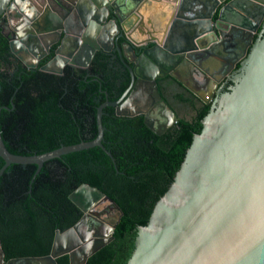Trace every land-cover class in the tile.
I'll return each instance as SVG.
<instances>
[{
	"label": "water",
	"instance_id": "obj_1",
	"mask_svg": "<svg viewBox=\"0 0 264 264\" xmlns=\"http://www.w3.org/2000/svg\"><path fill=\"white\" fill-rule=\"evenodd\" d=\"M68 1L78 7L82 3L94 4L106 15L109 14L108 6L116 21L111 20L102 32L96 29V36L101 34L96 40L88 36L81 43L74 36L76 45L71 46L69 52H66V46L69 47L66 33L60 39L55 58L43 66L42 71L59 73L66 63L73 62L70 54L74 51L84 66L90 64L97 52L113 48L131 63L136 61V41L118 45L120 30L117 24H122L130 15L137 19L136 24L141 22V10L151 0ZM33 5L34 0H0V27L5 14L20 15L29 11L34 15L30 18L33 20L23 21L32 23L36 18L37 22L46 21L51 25L47 30L57 39L61 30H68L57 18L61 9L53 8V12L41 14L29 10ZM60 6L65 9L66 3ZM174 10L163 39L156 37L140 42L139 45L145 47L153 44L144 50L137 62L138 67L140 61H145L149 72L141 68L139 72L131 70L132 85L136 78L149 77L148 80L157 86V79L169 74L201 101L211 104V108L202 120L201 133L193 137L170 188L156 203L148 224L138 228L135 250L127 264H264V0H181ZM107 16L95 17L98 29L104 27ZM232 30L248 35L249 39L256 34V38L247 44L239 68L231 76L233 86L224 90L203 67L202 61L206 59H203L205 54L223 61L215 50L219 44L228 42ZM26 35L22 33L19 38L8 39L11 52L22 61L25 57L15 48L28 52L23 46L28 38ZM49 44L46 43L47 48ZM38 46L41 47L40 43ZM33 54L31 62L27 61L29 67H35L41 59L40 54ZM83 54L84 62L80 57ZM198 73L208 79L205 87L199 90L195 87ZM138 94L132 92L123 103L107 105L117 107L119 116L141 115L146 111L137 109ZM107 105L98 110L95 139L64 145L41 155L12 153L0 125V157L5 161L0 179L12 165L21 168L35 165L38 174L55 158L96 146L112 157L102 143V114ZM160 107L166 112L164 121H156L147 113L144 116L147 128L157 135H163L180 119L166 102ZM1 115L0 108V118ZM69 198L83 215L70 228L56 231L48 255L6 261L0 237V264H57L65 255L69 256L70 264H87L91 256L109 244L114 239L115 224L106 222L96 207L107 203L110 210L120 211L118 205L99 188L86 183L75 189Z\"/></svg>",
	"mask_w": 264,
	"mask_h": 264
},
{
	"label": "trees",
	"instance_id": "obj_2",
	"mask_svg": "<svg viewBox=\"0 0 264 264\" xmlns=\"http://www.w3.org/2000/svg\"><path fill=\"white\" fill-rule=\"evenodd\" d=\"M9 56V40L0 30V107L8 101V108H12V99L19 104L27 102L18 111L2 109L0 125L9 150L41 155L62 147L61 139L67 146L80 143L78 127L62 116L67 112L58 105V92H40L29 99L28 93L19 92L16 102V82L11 83L6 71L1 70ZM34 75L23 72L21 83ZM160 82L171 90L169 96L173 100H166L177 115L178 110L186 109L190 119L182 117L163 135H157L147 128L142 116H117L113 108H104L102 143L112 157L96 146L55 158L38 174L35 165H12L6 170L0 179V237L6 261L48 255L56 230L64 231L82 217V211L69 197L86 183L99 188L120 208L111 211L117 214L114 239L91 256L87 264L128 263L135 250L138 228L148 224L156 203L170 188L211 108V104L187 92L174 78ZM128 83L123 84L121 91ZM94 89L95 97L102 94L103 98L99 102L85 100L84 104L88 102L90 112L97 113L107 97L99 86ZM4 164L0 157V171ZM57 264H70L69 256L60 257Z\"/></svg>",
	"mask_w": 264,
	"mask_h": 264
},
{
	"label": "flooded vegetation",
	"instance_id": "obj_3",
	"mask_svg": "<svg viewBox=\"0 0 264 264\" xmlns=\"http://www.w3.org/2000/svg\"><path fill=\"white\" fill-rule=\"evenodd\" d=\"M62 3H66V7H64L65 9H62L63 7L60 8V5H62ZM53 8L56 10L61 9L60 16L58 14L57 18L60 19L59 23L62 22V24L68 29L61 30L59 32L60 38L58 39L57 36L51 35V32H49L51 25L46 21L37 22L36 18L34 19L35 22L25 23L23 21L24 19L26 21L33 20L30 18H32L34 15L30 14L31 12L29 11L27 12V14L21 13L20 15L16 14L15 12H11L9 15L5 14L1 20L2 27H0V30L6 37L9 36L8 39L11 37L19 38L22 33L27 34L26 36L28 37L25 43H23L24 48L28 49V52H25L22 48H15L16 51L20 53V55L25 57L26 61H22L15 53H12L10 49L8 62L7 64H3L1 68L2 71H6V74L10 77L9 81L11 83L14 84V82H16V85L14 84L16 86V88L14 89V97L16 99V102H19V99L17 98L18 95H20L19 92L28 93V99L30 97L39 96L38 94H40V92H46L48 95L51 93L50 91L58 92V105L67 112V115L62 116L66 120H68L70 124L78 127L81 138L80 142L92 141L97 137H95L96 132H98L96 129V125H98L97 115L98 110L101 106L107 105L108 103H123L128 99L132 92H139L136 98V102L138 104H136L137 109H144V111H146L137 116H142L144 118L145 114L147 113L150 114L156 121H164L166 119V112L160 107V104L162 102H166L174 111V108H172L166 100V97H169L170 100H173V98L169 96L171 90L160 82L161 79L171 77L169 74L157 79V86H154V84L151 83L150 80H148L149 77L144 79L136 78V81L132 85L133 77L131 75V70H133V72H139V69L141 68L144 71L149 72V66L147 64L144 65L145 61H140L138 67L137 62L144 50L153 46L152 43L148 44L145 47L142 44L141 46L139 45L140 43L136 42L137 46H135V55L137 56V58L136 61L132 63L126 58L115 53L113 48L111 51L97 52L90 64L84 66L83 64H81L80 59L76 57V51H74L72 54H70V61L73 62L66 63L59 73L54 72L55 70L53 71L54 73L42 71V67L55 58L57 50L61 45V40L66 36V33V42L67 44H69V47L66 46V52H69V48L76 45L74 36L79 38L81 40V43H83V38L88 36V38H90L91 40H96L101 35L100 34L96 36V29L99 32H102L104 31V28L109 26L111 20L116 21V19L112 16L113 14L109 10L108 6H106L109 13L107 14V16L105 12H102V8H95L94 4H89L88 6V4L82 3L78 7L68 0H52L51 2L49 0H34V5L30 6L29 10L36 11L41 14H48L50 13L49 11L53 12ZM40 9L41 11H39ZM143 9L141 10L142 12ZM45 11H47L48 13H46ZM56 13H58V11ZM164 13L165 12H163V14ZM97 15L99 17L107 16V21L103 22V28H97V20L95 19ZM130 17L132 16L130 15L125 18L122 24H117L120 30L118 34L120 35L118 39V45H121L124 41L133 40L134 38L131 34L141 23L138 21V23L136 24L137 19ZM55 22L57 21L55 20ZM48 28L49 30H47ZM230 34L232 38L231 36L227 37L228 42L223 45L219 44V46L216 47L215 50L224 58L223 61L210 57L208 54L203 55V59H206L202 61L203 67L209 71L210 75H213V80L219 83V88L222 85L224 86V90H228L231 86H233V80L231 76L239 68V64L243 59L247 44L250 40H255L256 38V34L252 36L251 39H249L248 35H244L242 32L237 30H232ZM43 36H45V41L41 39ZM156 37L159 36H155L154 34L151 38L149 36L148 39H153ZM230 39L232 40L231 43ZM47 42L50 43L49 48L46 47ZM38 43H40L41 47L38 46ZM232 45H234V47ZM33 52L40 54L41 59L36 62L35 67H29L27 65V61L31 62V57L34 55ZM80 57L83 62L86 60V58H84V54ZM237 58L240 61H238ZM25 71L33 73L35 75L30 77L27 81L21 83L23 72ZM196 79L198 81L195 86L197 90H199L200 88H204L208 83V79L202 73H198L196 75ZM125 82H129L128 86L123 91H121V87ZM200 82L203 83L201 84ZM96 86H99V91L101 93L105 92V95L107 97L106 101L101 103V105L98 107L97 113L90 112L88 102L86 103L87 105L84 104L85 100L89 101L93 99L94 101L99 102L103 98L102 94L99 95V98L95 97L96 92L94 88ZM104 87L106 89H104ZM184 89H186V91L190 94H193L195 97H197L186 87H184ZM127 91H129V93H127ZM46 100L47 102H49V98H47ZM7 103L8 101L5 102V104L0 108H5L13 112L20 110V107L25 105L27 102L19 104L15 103L12 99V108H8ZM104 108H113L115 114L119 116L116 113L117 107L107 105L104 106ZM184 108L187 107L184 106ZM181 111L187 114L186 109H183ZM174 112H176L177 115V111L175 110ZM177 116L179 118H182V115L180 113ZM69 133L70 131H67V134ZM60 141L62 146H64L65 144L63 139H61ZM109 211L110 210H105L103 213H109ZM103 213L101 214L103 215Z\"/></svg>",
	"mask_w": 264,
	"mask_h": 264
},
{
	"label": "crops",
	"instance_id": "obj_4",
	"mask_svg": "<svg viewBox=\"0 0 264 264\" xmlns=\"http://www.w3.org/2000/svg\"><path fill=\"white\" fill-rule=\"evenodd\" d=\"M181 0H151L144 4L142 12L141 23L136 27V30L132 32L133 40L140 43L155 36H161L165 28L169 23V20L174 13V7H176ZM168 3V5H167ZM166 10H169L167 13ZM146 11V12H145ZM144 12L147 14L144 16ZM163 12H165L163 14ZM159 27H157L158 25Z\"/></svg>",
	"mask_w": 264,
	"mask_h": 264
},
{
	"label": "rangeland",
	"instance_id": "obj_5",
	"mask_svg": "<svg viewBox=\"0 0 264 264\" xmlns=\"http://www.w3.org/2000/svg\"><path fill=\"white\" fill-rule=\"evenodd\" d=\"M159 26L160 25H158L157 27H159ZM179 112H180V114L182 115L183 118H186V119H190L191 118L190 114H185V112L180 111V110H179ZM105 210H110L107 203L99 204V206L96 207V211L99 212L100 214L103 213ZM111 211H113V210H110L109 213H103V215L102 214L101 215H102V218L106 222H108L110 224H113V222L116 220L117 214H114V212H111Z\"/></svg>",
	"mask_w": 264,
	"mask_h": 264
},
{
	"label": "bare ground",
	"instance_id": "obj_6",
	"mask_svg": "<svg viewBox=\"0 0 264 264\" xmlns=\"http://www.w3.org/2000/svg\"><path fill=\"white\" fill-rule=\"evenodd\" d=\"M166 11H167V13H169V10H166ZM145 12H146V11H145ZM145 12H144V16L147 15ZM165 32H166V31H164V33L161 35V37H160L159 39H163Z\"/></svg>",
	"mask_w": 264,
	"mask_h": 264
}]
</instances>
